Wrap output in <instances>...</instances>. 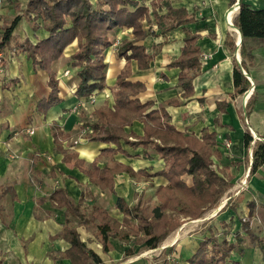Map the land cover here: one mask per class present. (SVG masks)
Instances as JSON below:
<instances>
[{"label":"crops","instance_id":"0c3cea01","mask_svg":"<svg viewBox=\"0 0 264 264\" xmlns=\"http://www.w3.org/2000/svg\"><path fill=\"white\" fill-rule=\"evenodd\" d=\"M29 1L0 0V44L6 28L19 18L0 51L4 63L0 72V264H74L65 256L71 248L65 237L69 227L76 228L81 241L98 254L102 264H189L188 259L210 236L211 229L217 231L215 226L206 225L203 233V227L197 226L200 222L210 225L218 221L220 227L221 222H225L229 225L226 231L231 225L241 228L239 216L241 212H249L247 202L252 200L257 204L258 217L264 221V164L251 172L255 143L264 142V42L249 41L253 49L251 56L245 58L247 68L243 72L248 75L244 73L251 87L242 93L234 80L235 68L242 63L243 42L241 31L234 25L240 9L234 6L240 5L242 0H164L160 15L172 7L185 10L190 19L189 23L165 34L161 33L153 15V0H130L139 7L150 8L152 22L144 20L143 27L146 32L151 29L157 33L138 42L153 57L149 68L139 69L136 60L130 64L132 74L128 80L145 85L137 98L142 103L152 102L151 110L165 106L173 125L185 135L201 138L204 130L215 133L220 157H212L211 167L231 179L232 184L223 195H226L224 202L228 197L233 204L238 197H243V201L236 209L233 204L226 207L225 203L218 213L195 220L167 212L182 224L171 231L159 247L132 246L110 237L113 249L108 253L103 252L98 238L97 208L104 209L123 225L135 223L136 219L117 208L118 199H123L129 207L134 206L141 195L155 202L156 190L168 184L161 175L134 177L122 172L115 175L112 191L101 190L76 165L79 159L89 169L103 149L117 148L113 144L87 140L82 126L95 122L96 111L103 105L114 106L116 81L127 65L126 59L118 56L117 49L122 41L134 38L133 30L119 28L110 33L112 45L105 54L107 85L90 97L75 95L78 78L72 57L78 43L74 40L69 44L60 58L50 64L59 81L60 102L45 110L39 103L50 96V76L46 69L35 64L32 49H26L49 39L50 33L46 28L47 20L27 13ZM243 2L254 9L264 8V0ZM92 3L96 4V0ZM128 8L132 12L136 10ZM104 9L108 11L109 7ZM71 26V20L67 19L66 28ZM188 34L198 37L200 74L193 81V94L186 98L178 86L181 69L172 67L171 63L181 56ZM206 54L211 56L205 61ZM170 100H177L179 104L167 106ZM29 128L34 129V134L26 135L29 138L20 135L27 134ZM124 131L141 137L144 123L136 120ZM247 132L253 137L249 148L245 146ZM224 140L232 141L230 150L223 147ZM122 149L123 153L102 157L98 166L103 168L113 160L135 172L150 175L165 168L164 160L153 148H133L123 143ZM73 154L77 159L68 161ZM248 173L247 185L242 186ZM239 189L241 192L236 195ZM57 190H64L72 202L79 205V216L70 215L55 205L51 196ZM248 244L244 254L234 260L239 264L264 263L259 248ZM130 248L134 249V255L125 257Z\"/></svg>","mask_w":264,"mask_h":264},{"label":"trees","instance_id":"16d2710c","mask_svg":"<svg viewBox=\"0 0 264 264\" xmlns=\"http://www.w3.org/2000/svg\"><path fill=\"white\" fill-rule=\"evenodd\" d=\"M163 1L153 0L151 5L162 34L189 23V15L183 9L168 7L167 13L160 15L159 11L164 6ZM129 6L136 10L130 11ZM105 7H109V10H105ZM27 13L48 21L46 28L50 33L49 39L36 46L29 45L26 49H32L31 55L35 64L46 69L50 76V96L48 100L39 103L45 110L60 102L59 81L55 73L51 71L50 64L60 58L69 44L74 40L78 43V50L72 57L78 78L75 95L79 98L90 97L96 91L104 90L107 85L108 64L105 61V54L112 45L110 33L119 28L133 30L134 38L122 41L117 49L118 56L125 58L127 65L116 81L113 92L114 106L110 108L108 105H103L96 111L97 120L82 126L87 132L85 135L87 140L113 144L117 148L103 149L100 158L89 169L85 168L84 161L77 159L76 154L71 155L68 161L77 159L76 165L83 169L92 183L98 185L101 190L108 188L112 191L115 175L122 172H127L134 177L139 174L148 177L161 175L168 180V184L156 190L155 202L141 195L137 203L129 207L123 199H118L117 208L125 215L136 219L135 223L123 225L110 217L104 209L97 208L98 238L103 252L108 253L113 249L110 237L118 238L132 246L144 244L149 249H155L171 231L182 224L180 220L167 212L195 220L201 218L207 208L216 206L232 187L231 179H226L219 171L211 167L212 157H220L216 134L204 130L201 138L185 135L173 125L165 106L151 110L152 102L142 103L137 98L145 90L143 83L128 80L132 74L130 68L132 60H136L139 69L144 70L149 68L153 59L144 46L138 45V42L147 36L157 34L151 29L146 32L143 27L144 20L152 22L150 8L139 7L136 2L130 0H96V4H93L92 0H30ZM67 19L71 20V28H66ZM18 21L19 18H16L6 28L0 51L6 46ZM234 25L243 35L240 49L242 63L234 71L235 85L243 93L251 87L250 81L243 72L247 68L245 58L251 56L253 49L249 41L264 42V8L254 9L242 0ZM197 38L196 35L188 34L181 56L171 63L172 67L181 69L178 86L183 97L186 98L193 94V81L200 74V51L196 45ZM2 67L4 68V63ZM178 104L177 100L166 102L167 106ZM136 120L144 123V135L141 137L124 131L126 126H131ZM130 137L135 140H131ZM57 138L55 136V142H58ZM252 141V135L247 132L245 134L246 148L250 147ZM123 143L133 148L155 149L164 160L165 168L150 175L144 171L135 172L131 167L113 160L100 168L98 161L102 157H112L124 152ZM253 158L251 172H255L264 164V142L255 143ZM51 200L58 208H64L68 214L79 216V205L74 204L64 190L54 192ZM242 201L243 197H238L234 208L236 209ZM247 206L248 218L241 219L245 235L236 233L237 242H233L228 238V230L220 236L219 232L211 229L210 236L201 242L197 252L188 259L189 264H239L233 259L234 253L237 251L242 256L247 243L259 247L264 254V244H262L264 239L259 238L251 227V222L256 216L257 204L252 200L247 202ZM228 226L227 223L221 222L222 229L225 230ZM65 237L71 244L65 256L74 264H102L103 261L98 254L89 250L81 241L76 228H67ZM134 252V249L130 248L126 251L125 257L134 255Z\"/></svg>","mask_w":264,"mask_h":264},{"label":"rangeland","instance_id":"374dc122","mask_svg":"<svg viewBox=\"0 0 264 264\" xmlns=\"http://www.w3.org/2000/svg\"><path fill=\"white\" fill-rule=\"evenodd\" d=\"M21 136L22 135H24V136H26V135H28V134H25V133H21L20 134ZM20 135H18V136H20ZM20 136V137H21ZM26 138H29L28 136H26ZM42 155H44V156H46L47 157V155L46 154H42ZM249 177V173H248V175H247V178ZM246 179V177H244V179L243 180H245ZM246 185H247V182H246ZM245 186V185H244ZM247 187V186H246ZM223 199H221L220 200V202L216 205V207L214 206L213 208L214 209H211V208H207L206 210H205V212H204V216H207L208 214H210V213H213L215 210H216V208H219L220 206H221V204H223V202H224V200H225V198H226V195L224 196V197H222ZM225 203H227L226 204V207H232V204H233V201H231V200H229L228 202H224V204ZM234 205V204H233ZM223 208V207H222ZM221 210V209H220ZM206 214V215H205ZM248 214H249V212H241V214H240V216H239V220H240V223L239 224H241V219L242 220H247V218H248ZM59 216V215H58ZM260 218V216L258 217V215H257V212H256V216H255V218L252 220V222H251V227H252V230H253V232L259 237V238H262V239H264V221H263V219H261ZM206 225H208V227L209 228H211L212 226H215V228H216V230H217V232H219V235L221 236V233H223L224 231H222V228L220 227V223L218 222V221H215V223H212V224H207V223H205V222H200L199 224H197V226L198 227H203V230H202V232L204 233V232H206ZM226 231V230H225ZM228 232H230V235H228V238L229 239H231L233 242H237L236 240H235V238L234 239H232L233 238V235H234V233H240V235L241 236H244L245 235V233H244V231H243V229H242V227L241 228H238V229H236V227H233V225H231L230 226V228H228ZM262 244H264V242L262 243ZM248 246H249V244H248ZM257 247V246H256ZM257 248H259V247H257ZM259 250H260V252L263 254V252H262V250L259 248ZM237 255H239V253L236 251L235 253H234V258L233 259H235V258H237ZM263 256H264V254H263ZM253 264H257V262H254ZM262 264H264V263H262Z\"/></svg>","mask_w":264,"mask_h":264},{"label":"built area","instance_id":"2783aa9c","mask_svg":"<svg viewBox=\"0 0 264 264\" xmlns=\"http://www.w3.org/2000/svg\"><path fill=\"white\" fill-rule=\"evenodd\" d=\"M234 9H236V10H238V9H240V5L237 3L235 6H234ZM210 54H206V55H204V57H203V60H208L209 58H210ZM2 65H3V59H2V55L0 54V72H2L3 71V67H2ZM244 73L246 74V72L244 71ZM247 75V74H246ZM248 76V75H247ZM26 133L27 134H34V129H32V128H29V129H27L26 130ZM232 145H233V143H232V141H230V140H224V142H223V147L226 149V150H230L231 148H232ZM246 179H247V177H246ZM245 179V180H246ZM242 181V186H244L245 184H246V181ZM241 192V190L239 189L235 194L236 195H238L239 193ZM231 199V197H228L227 199H226V201L225 202H228L229 200ZM246 220V219H245Z\"/></svg>","mask_w":264,"mask_h":264},{"label":"bare ground","instance_id":"6f19581e","mask_svg":"<svg viewBox=\"0 0 264 264\" xmlns=\"http://www.w3.org/2000/svg\"><path fill=\"white\" fill-rule=\"evenodd\" d=\"M223 205H224V202H223V204H221V206H220L219 208H217V209L214 211L213 215L216 214V213H218V212L220 211V209L222 210Z\"/></svg>","mask_w":264,"mask_h":264}]
</instances>
